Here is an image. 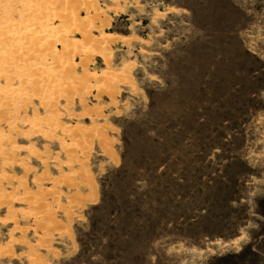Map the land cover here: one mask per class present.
<instances>
[{"label": "rangeland", "instance_id": "374dc122", "mask_svg": "<svg viewBox=\"0 0 264 264\" xmlns=\"http://www.w3.org/2000/svg\"><path fill=\"white\" fill-rule=\"evenodd\" d=\"M20 22L0 264H264V0H0Z\"/></svg>", "mask_w": 264, "mask_h": 264}, {"label": "bare ground", "instance_id": "6f19581e", "mask_svg": "<svg viewBox=\"0 0 264 264\" xmlns=\"http://www.w3.org/2000/svg\"><path fill=\"white\" fill-rule=\"evenodd\" d=\"M1 1H3V0H1ZM25 0H23V2H24ZM25 13H26V11H25ZM23 14V13H20V19H19V21H22V18H25V17H27L28 16V14ZM30 16V15H29ZM42 18V17H41ZM26 19V18H25ZM40 20V19H39ZM42 20H44V19H42ZM36 23V22H35ZM43 23V22H42ZM41 23V24H42ZM47 23V22H46ZM46 23H44V25L46 24ZM39 24V23H38ZM47 25H48V23H47ZM13 25H9V27L11 28V30H13V27H12ZM27 25H24V23L23 22H20V24L19 25H16L15 26V30L16 31H14V32H16V33H19L18 35H17V37H19V36H22V37H19L17 40H18V42H16V43H12L13 41H12V39L11 38H8V37H6L7 38V40H5L6 38L5 37H0V41H1V44H4V43H6L5 45H9V46H11V48L13 47V48H15V50H13L17 55H19L18 54V52L19 51H22V50H24L27 46H29V44L25 41V38H26V36L29 34L28 32H30L31 33V31H29V29H28V27H26ZM46 27H49V26H46ZM43 28H45V27H43ZM36 30H38L37 28H35ZM47 29H49V28H47ZM52 29V28H51ZM50 29V30H51ZM55 29V28H54ZM53 29V30H54ZM32 30V29H31ZM41 30H42V28H41ZM45 30V29H44ZM44 30H42V31H36L35 33L37 34L38 33V36L42 33V36H40V37H43V35L44 34H48L47 33V31H46V33H45V31ZM33 31V30H32ZM49 31V30H48ZM23 32V33H22ZM52 32L53 31H51V33H50V31H49V33H50V35L52 34ZM112 37V34H110V33H103L102 34V37H100V38H98V39H93L94 37L93 36H91V35H83V37H87L86 39L88 40H90V42H93L94 40H97V41H94V43H96V44H105V40L107 39V37ZM42 40V39H41ZM6 41V42H5ZM39 43L41 44V42H40V40H39ZM98 45V46H99ZM5 47V46H4ZM8 47V46H7ZM41 47V46H40ZM67 47H69L68 45H65L64 43H62V48H63V50H66L67 49ZM6 48V47H5ZM10 49V48H9ZM4 50V52H2V48H0V65H2V66H4L5 67V65L4 64H6V62L4 63V59L6 58V57H4L5 56V53L8 51H6L5 52V49H3ZM10 51V50H9ZM24 53V52H23ZM11 55V54H10ZM9 55V56H10ZM20 56V55H19ZM14 57V56H13ZM8 58V57H7ZM12 60H13V58H12V56H11V59H10V62L11 63H9L8 65H10V64H12ZM15 62V61H14ZM42 64V63H41ZM11 66V65H10ZM6 67H7V65H6ZM5 67V68H6ZM9 67V66H8ZM10 68V67H9ZM23 68V66L22 65H20L18 62H16L15 63V66L12 68L13 70H10V71H12V74H10V75H8V78H12V75H13V78L14 79H18L19 80V83H23V79H21V78H24V76L26 75V74H24V73H22V72H20V70ZM108 68V67H107ZM34 70H36L37 72L38 71H40V69L39 68H37V67H35V68H33ZM34 70H31L32 71V73H34L35 71ZM29 71H30V69H29ZM114 73V72H113ZM105 74H107V73H105ZM15 75V76H14ZM28 75H29V73H28ZM103 75V74H102ZM32 76V75H31ZM106 76V75H105ZM109 76V75H108ZM116 76V75H115ZM114 76V77H115ZM117 77H118V75H117ZM32 78V77H31ZM102 78V77H101ZM112 78V77H111ZM108 79H110V78H108ZM96 81H98V82H100L99 81V79L97 80V78L95 79ZM24 82H27V81H24ZM32 82V81H31ZM22 86V85H21ZM20 86V87H21ZM5 92L6 93H9V92H12V91H10V89H8V87H6V89H5ZM90 122H91V119H90ZM105 124V123H104ZM103 124V125H104ZM79 126H81V125H79ZM94 127V126H93ZM103 127V126H102ZM92 128V127H91ZM98 128V127H97ZM98 129H100L101 130V127H99ZM92 131V129H90V128H86V127H84V126H81V127H77V128H74V129H70V130H68L69 132L68 133H70L71 135L72 134H81V133H83V132H86L87 133V131ZM94 132H95V130H93ZM89 133V132H88ZM70 135V136H71ZM69 136V135H68ZM75 137V136H74Z\"/></svg>", "mask_w": 264, "mask_h": 264}]
</instances>
